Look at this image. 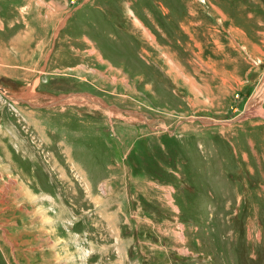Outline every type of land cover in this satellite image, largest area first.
I'll list each match as a JSON object with an SVG mask.
<instances>
[{
	"label": "rangeland",
	"instance_id": "1",
	"mask_svg": "<svg viewBox=\"0 0 264 264\" xmlns=\"http://www.w3.org/2000/svg\"><path fill=\"white\" fill-rule=\"evenodd\" d=\"M263 85L264 0H0V264H264Z\"/></svg>",
	"mask_w": 264,
	"mask_h": 264
},
{
	"label": "crops",
	"instance_id": "2",
	"mask_svg": "<svg viewBox=\"0 0 264 264\" xmlns=\"http://www.w3.org/2000/svg\"><path fill=\"white\" fill-rule=\"evenodd\" d=\"M24 95V94H23ZM25 96H22V98H24ZM17 99V98H16ZM19 100H22L23 102H27V103H30V102H28V101H24V99H19ZM31 104V103H30ZM32 105V104H31ZM33 106V105H32ZM36 108H38V107H36ZM111 111H113L112 110V107H110L109 108ZM116 110V109H115ZM142 120V119H141ZM254 138H257V140H264V135H261L260 134V132L258 131H256L255 130V132L253 133V135H252ZM260 137V138H259ZM257 149H259V150H257L256 152H254L253 154L254 155H256V164L255 165H253L251 168H249V171H250V174L253 172V173H255V172H258V171H261V166H262V160L264 159V147H263V145L262 146H259ZM253 152V151H252ZM258 152L259 153H261V157L262 158H258ZM244 155H245V153H244ZM244 160L246 161L247 159L246 158H244ZM249 167V166H248ZM250 169H252V172H251V170ZM164 190H166V188L164 189ZM6 235H4V239L6 240V241H8L7 240V237H5ZM7 243H10L11 244V241H8ZM13 245V244H12ZM13 247V246H12Z\"/></svg>",
	"mask_w": 264,
	"mask_h": 264
},
{
	"label": "bare ground",
	"instance_id": "3",
	"mask_svg": "<svg viewBox=\"0 0 264 264\" xmlns=\"http://www.w3.org/2000/svg\"><path fill=\"white\" fill-rule=\"evenodd\" d=\"M1 91V90H0ZM2 93V92H1ZM2 95H4V94H2ZM256 96H257V94L255 95V97L251 100V103L252 104H256L257 102H259V100H260V98H262L263 96H264V85H263V87L261 88V92H260V95L256 98ZM5 97V96H4ZM8 100H12L11 102L13 103L14 102V104H20L21 102H23L22 100H16V99H11V98H8ZM14 100V101H13ZM23 103H26V102H23ZM31 105V104H30ZM256 105H258V104H256ZM250 109V108H249ZM248 112V111H247Z\"/></svg>",
	"mask_w": 264,
	"mask_h": 264
},
{
	"label": "flooded vegetation",
	"instance_id": "4",
	"mask_svg": "<svg viewBox=\"0 0 264 264\" xmlns=\"http://www.w3.org/2000/svg\"><path fill=\"white\" fill-rule=\"evenodd\" d=\"M20 104H21V103H20ZM25 104H26V103H25ZM31 106H32V105H31ZM31 106H30V107H31Z\"/></svg>",
	"mask_w": 264,
	"mask_h": 264
}]
</instances>
